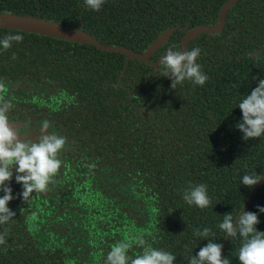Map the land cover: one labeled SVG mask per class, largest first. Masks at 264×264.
<instances>
[{
  "label": "trees",
  "instance_id": "16d2710c",
  "mask_svg": "<svg viewBox=\"0 0 264 264\" xmlns=\"http://www.w3.org/2000/svg\"><path fill=\"white\" fill-rule=\"evenodd\" d=\"M227 1L106 0L95 12L84 0H0V13L82 30L102 46L136 54L172 29L150 57L153 64L169 47L182 51L188 31L216 25ZM17 32L22 42L0 47V82L4 90L55 95L57 106L51 101L40 109L59 125H70L65 137L74 148L63 147L59 155L48 208L35 205V193L31 205L20 196L13 199L20 201L17 207L9 203L16 216L0 226V233L7 229L0 264H104L122 240L132 243L127 254L135 258L142 255L138 236L171 252L174 264H189L207 244L195 230L209 228L214 235L208 239L223 244V215L231 213L235 222L245 205L264 232V213L257 210L264 207V180L251 199L253 188L241 183L245 174L263 173L264 136L244 141L235 127L242 120L239 103L264 78V0H236L220 32L189 41L187 50L201 49L197 62L209 79L203 86L186 81L175 90L162 69L125 61L120 51L2 27L0 39ZM87 94H93V107ZM82 119L80 129L73 127ZM66 156L72 163L64 167ZM196 184L207 185L210 207L183 201V192ZM241 245L228 237L222 258L239 264Z\"/></svg>",
  "mask_w": 264,
  "mask_h": 264
},
{
  "label": "clouds",
  "instance_id": "9594fccd",
  "mask_svg": "<svg viewBox=\"0 0 264 264\" xmlns=\"http://www.w3.org/2000/svg\"><path fill=\"white\" fill-rule=\"evenodd\" d=\"M105 2L106 0H84L85 6L95 12H100ZM22 40L23 36L19 32L7 35L0 39V47L7 50L12 47V42L19 43ZM200 54L201 49L198 47L183 52L169 47L154 72L162 69V77L171 81L173 90L186 81L203 86L209 77L197 62ZM257 79L258 85L238 105L242 120L235 127L242 133L244 141L264 136V78ZM4 87L0 82V92L4 91ZM11 109V103L0 98V192H3L0 197V226L14 221L16 216L8 207L14 199L10 187L14 169L15 181L22 185L19 196L26 203L33 193H44L53 182L61 168L59 155L65 145L63 137L47 132V123L43 125V131L35 141L20 136L10 127L8 113ZM261 179L260 174L252 171L243 175L241 183L251 189ZM182 199L189 206L194 205L201 210L212 204L206 184L190 185L183 192ZM257 210L264 213V207L257 206ZM259 222L256 213L242 209L235 222L231 213H226L218 225L226 233V237L242 240L238 251L239 264H264V232L257 230ZM6 235L7 229L0 233V245L6 244ZM194 235L204 238L207 244L200 248L197 255L189 258V264H231L230 259L222 258L223 245L208 239L210 235H214L211 229H197ZM135 242L142 248V255L135 258L129 256L128 250L133 245L122 240L107 253L104 264H174L177 259L171 252L153 247L143 237H136Z\"/></svg>",
  "mask_w": 264,
  "mask_h": 264
},
{
  "label": "flooded vegetation",
  "instance_id": "af4514ba",
  "mask_svg": "<svg viewBox=\"0 0 264 264\" xmlns=\"http://www.w3.org/2000/svg\"><path fill=\"white\" fill-rule=\"evenodd\" d=\"M132 59H135V58H132ZM126 60H127V56H125V61ZM149 62H150V59H149ZM144 63H146V62H144ZM149 64L152 65V69H153V65L155 63L152 64L150 62ZM153 70H155V69H153ZM87 95H88L89 99H92V101H90L91 102L90 107H93V94L92 95L87 94ZM2 97L4 99H9V100L13 101L11 103L12 110H11V112L8 113L9 123H10V127H12L14 130H16L20 136L25 137V139L30 138L33 141H35L39 137L41 132L43 131V125L45 123H47L48 124L47 132L49 134H56V135L61 136L65 139L64 148H66V147H69L71 149L74 148L71 145V140H68V138L66 139V137H65V132H66L65 128L69 127L70 125H59L54 118L45 114V112H46L45 109H40L39 104H41V103L49 104L51 101H54L52 99L55 98V95L48 94V93H39V94L35 95L33 93H30L28 90H20L19 89L17 91L4 90L2 93ZM40 97H41V99H40ZM51 104H53V103H51ZM55 104L57 106L56 102H55ZM44 108H47V107L44 106ZM15 110L16 111H27L28 113L25 116L19 117V115L13 114V111H15ZM90 113H91V117H93V112L91 111ZM86 114H87V116H89L88 111H86ZM87 116H84L85 119L87 118ZM89 120H90V123L93 125V119L89 117ZM83 122H84V119H82L78 123L72 124V125H73V127H77L78 129H80ZM111 138L117 140L115 142L119 143L118 145L121 147V143L118 141V139H116L114 137H111ZM74 152H76V151H74ZM68 163H72V159L70 157L66 156L64 158V162H63L64 167ZM87 163L93 165V159L87 157ZM114 163H116V162H114ZM10 187L12 188V194H13L14 199L16 196L19 197V194L22 191V189H20V188H22V185L17 184L15 181V169H14L13 179L10 183ZM52 188H53V186L51 187V185L49 184L48 189L44 193H35V195L33 196V200H34L36 206L42 207L43 209L46 207L48 208L50 206L49 199H50V195L52 192ZM17 189H19L18 194L16 193ZM92 189H93V187H92ZM125 191H126V189H125ZM125 191H123V194ZM2 196H3V192H0V197H2ZM92 196H93V193H92ZM33 200L29 204L27 202L26 205H31ZM115 201L118 202L119 199L116 197ZM127 202H128V199H127V197H125V204ZM10 203L15 204V206L17 207V205L20 203V201H18L16 203V202H14V200H12ZM127 207L129 209L130 206H127ZM30 225H32V223H30ZM63 231H62V233H64Z\"/></svg>",
  "mask_w": 264,
  "mask_h": 264
},
{
  "label": "water",
  "instance_id": "95a60500",
  "mask_svg": "<svg viewBox=\"0 0 264 264\" xmlns=\"http://www.w3.org/2000/svg\"><path fill=\"white\" fill-rule=\"evenodd\" d=\"M236 0H229L225 3V5L222 7L220 11V15L218 17V22L214 26H199L195 29L188 31L185 35V37L181 41L182 45V51H187L188 49V43L192 39H194L196 36L200 35L201 33H205L207 35H214L215 33L220 32L226 22V13L229 10V8L234 5ZM0 27L4 29H14V30H21L27 33H35L42 36H48L52 38H56L59 40H65L71 43H80V44H89L93 45L96 48L102 49V50H108V51H120L127 55V60L129 58H135L139 59L141 61H144L146 63H150L149 59L154 54L155 51H157L161 45H163L165 42H167L169 36L172 33V29H167L164 33H162L156 40L153 42L147 49L145 53L142 54H136L132 52H128L123 49H117L114 47H105L97 43L94 39H92L88 34L84 33L82 30L72 29L65 27L61 24L37 19L35 17H24V16H18L13 14H5L0 13ZM166 55V52L163 54V56ZM162 56V57H163ZM161 57V58H162ZM161 58L153 65V69H156L160 63ZM262 179L261 181L254 186L253 190L251 191L249 195V199H251L264 180V170L261 175ZM246 205L243 207V211L245 210ZM236 225H234L235 227ZM228 240V237L225 238L223 242V248L226 245Z\"/></svg>",
  "mask_w": 264,
  "mask_h": 264
}]
</instances>
